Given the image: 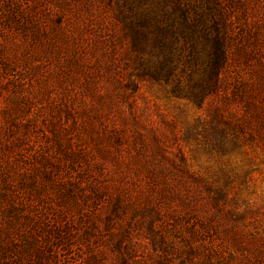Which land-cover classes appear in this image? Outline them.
Instances as JSON below:
<instances>
[{
  "label": "rangeland",
  "instance_id": "374dc122",
  "mask_svg": "<svg viewBox=\"0 0 264 264\" xmlns=\"http://www.w3.org/2000/svg\"><path fill=\"white\" fill-rule=\"evenodd\" d=\"M0 264H264V0H0Z\"/></svg>",
  "mask_w": 264,
  "mask_h": 264
},
{
  "label": "trees",
  "instance_id": "16d2710c",
  "mask_svg": "<svg viewBox=\"0 0 264 264\" xmlns=\"http://www.w3.org/2000/svg\"><path fill=\"white\" fill-rule=\"evenodd\" d=\"M218 57H220V55Z\"/></svg>",
  "mask_w": 264,
  "mask_h": 264
}]
</instances>
